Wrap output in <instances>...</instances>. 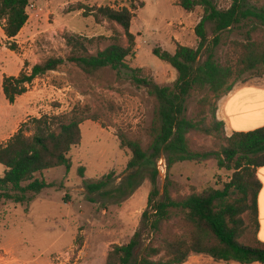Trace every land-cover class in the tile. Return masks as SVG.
I'll use <instances>...</instances> for the list:
<instances>
[{
    "label": "rangeland",
    "instance_id": "1",
    "mask_svg": "<svg viewBox=\"0 0 264 264\" xmlns=\"http://www.w3.org/2000/svg\"><path fill=\"white\" fill-rule=\"evenodd\" d=\"M214 1L219 8H227L231 3L230 0ZM249 3L264 7V0H249ZM135 4L130 27L135 36L134 55L127 57L126 63L131 68H142L154 82L170 85L176 79V71L156 57L152 49L160 47L173 53L177 44L196 47L199 38L194 29L203 8L196 6L187 12L177 0H137ZM100 5L115 9L130 7L120 0H31L28 21L14 39L15 50L8 47L0 26L1 88L4 76L30 72L34 64L48 58L65 59L56 70L34 78L12 104L3 101L0 89V130L8 129L6 135H12L22 128L30 135L34 118L74 109L86 116L80 124L81 142L69 152L70 169L66 171L61 166L37 174L53 185L28 203H1L0 264H103L114 244L127 243L136 232L139 244L134 258L139 260L147 247L160 246L162 238L188 236L189 228L180 210H172L162 232L152 236L142 218L151 188L147 177L132 194L117 199L86 191L85 181H97L110 175L103 190H112L134 171L127 169L130 152L120 146L119 134L139 138L145 147V129L154 113V98L144 87L131 82L128 69L117 71L105 67L87 74L66 60L71 53L66 41L70 37L92 39L86 43L91 54L111 44L114 35L126 44L121 26L108 20L96 22L86 10V7ZM249 25L224 32L226 42L242 41ZM213 27L212 22H206L209 40ZM225 48L222 45L217 48L218 56L223 55ZM204 57L201 55L199 62ZM244 84L264 87V68L246 72L234 86ZM195 101L194 97L188 100L189 115L195 110ZM189 139L196 150L217 147L213 136L191 133ZM3 142L0 137V143ZM80 167L84 168L83 176L79 173ZM157 167L158 200L162 198L167 180L172 197L180 199L192 191L221 188L232 175V171L219 169L214 160L178 162L166 170L165 159L161 157ZM4 169L0 164V175ZM243 219L248 224L245 229L249 228L246 238L251 241L253 225L246 214ZM77 237L81 239L80 247Z\"/></svg>",
    "mask_w": 264,
    "mask_h": 264
},
{
    "label": "trees",
    "instance_id": "2",
    "mask_svg": "<svg viewBox=\"0 0 264 264\" xmlns=\"http://www.w3.org/2000/svg\"><path fill=\"white\" fill-rule=\"evenodd\" d=\"M120 1L129 3L130 7L115 9L100 5L86 7V10L96 22L108 20L121 26L126 44L114 35L111 44L91 54L86 43L92 39L70 37L66 41L71 53L66 60L87 74L105 67L117 71L128 69L131 82L144 87L154 98V113L145 129V147L141 139L119 134L120 146L130 152L127 169L134 171L112 190H103L110 175L97 181H85L84 185L88 194L99 193L117 199L132 194L147 177L151 188L142 218L152 236L162 232L172 210L182 212L189 231L187 237L162 238L160 246L147 247L139 260L134 258V250L139 244V233L136 232L127 243L114 244L103 264H182L191 252L205 253L217 260L264 262V243L257 241L246 246L239 242L246 228L244 214L253 226L257 225V197L261 183L256 170L264 166V125L248 131H234L228 136L223 121L216 117L217 101L232 90L242 75L264 68V7L254 6L249 0H230L227 8H219L214 0H177L187 12L196 6L203 8L194 29L199 43L196 47L177 44L173 53L160 47L152 49L156 57L176 71L172 84L160 85L145 75L142 68H131L126 63L127 57L134 55L135 36L130 27L134 17L132 8L137 0ZM30 4L31 0H0V26L11 50H15L14 39L28 21ZM206 22L214 25L210 40ZM246 23L250 25L242 41L226 42L224 32ZM220 45L226 48L223 55L218 56ZM201 55L205 57L199 62ZM64 61L60 57L48 58L34 64L30 72L4 76L2 92L5 99L12 104L34 78L56 70ZM193 97L196 98L195 110L189 115L188 100ZM82 114L81 110L74 109L64 114L34 118L32 134L27 135L19 128L0 144V164L5 168L0 175V205L3 201L19 204L32 201L35 195L53 185L37 174L61 166L66 171L70 169L69 152L82 139L80 124L86 117ZM191 133L213 136L217 147L193 149L189 139ZM161 157L165 159L166 170L178 162L214 160L219 169L232 171V175L221 188L192 191L180 199L172 197L167 180L162 198L158 200L157 161ZM83 170V167L79 168L81 176ZM76 241L80 247L81 239L77 237Z\"/></svg>",
    "mask_w": 264,
    "mask_h": 264
},
{
    "label": "crops",
    "instance_id": "3",
    "mask_svg": "<svg viewBox=\"0 0 264 264\" xmlns=\"http://www.w3.org/2000/svg\"><path fill=\"white\" fill-rule=\"evenodd\" d=\"M0 89L2 90L1 83ZM2 99L7 102L5 97ZM251 114L254 115L250 117ZM261 116H264V87L246 84L236 85L217 101L216 117L223 121L228 136L234 131H248L264 125V118ZM9 124L7 122V125ZM7 130H0V137L3 138L4 142L13 135H6ZM256 175L261 183L257 197V225L252 227L251 241L246 238L249 228L245 229L242 236L239 237V242L246 246H251L257 241L264 243V166L257 168ZM245 225L248 226L247 222ZM182 264H264V262H240L234 259L217 260L205 253L192 252Z\"/></svg>",
    "mask_w": 264,
    "mask_h": 264
}]
</instances>
